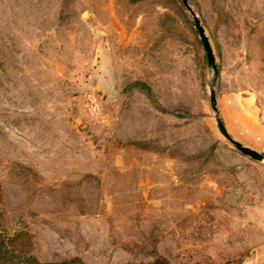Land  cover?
I'll return each mask as SVG.
<instances>
[{"label":"rangeland","instance_id":"374dc122","mask_svg":"<svg viewBox=\"0 0 264 264\" xmlns=\"http://www.w3.org/2000/svg\"><path fill=\"white\" fill-rule=\"evenodd\" d=\"M186 2L216 73L183 0H0V235L16 253L264 264V161L216 125L226 94L264 102V0Z\"/></svg>","mask_w":264,"mask_h":264},{"label":"crops","instance_id":"0c3cea01","mask_svg":"<svg viewBox=\"0 0 264 264\" xmlns=\"http://www.w3.org/2000/svg\"><path fill=\"white\" fill-rule=\"evenodd\" d=\"M222 97L219 110L228 134L243 146L264 154V102H259L256 95L237 91Z\"/></svg>","mask_w":264,"mask_h":264},{"label":"water","instance_id":"95a60500","mask_svg":"<svg viewBox=\"0 0 264 264\" xmlns=\"http://www.w3.org/2000/svg\"><path fill=\"white\" fill-rule=\"evenodd\" d=\"M183 3L185 4V6L188 8V10L191 12L192 16H193V20L195 23V26L200 34V39L202 41L204 50H205V54L207 57V63L208 65H210L212 67V69L214 70V73L217 72V67H216V62H215V57L212 51V48L210 46V43L207 39V36L204 33V29L202 28V26L200 25V22L197 18V16L195 15V13L192 11V9L190 8V6L187 4L186 0H183ZM210 100H211V104L213 107V110L215 112H217V107H216V100H215V93L214 90L212 89L210 91ZM216 125L217 128L219 130V132L223 135V137H225L231 144H233L240 152H242L244 155L254 159V160H260V161H264V154L258 153L257 151L250 149L248 147L243 146L240 142L236 141L235 139H233L228 132L226 131V129L224 128V125L220 119V117L218 115H216Z\"/></svg>","mask_w":264,"mask_h":264},{"label":"trees","instance_id":"16d2710c","mask_svg":"<svg viewBox=\"0 0 264 264\" xmlns=\"http://www.w3.org/2000/svg\"><path fill=\"white\" fill-rule=\"evenodd\" d=\"M9 239V238H8ZM72 261L52 263L43 262L38 263L30 255L20 252L16 253L9 245L7 246L5 239L0 235V264H70ZM79 262H81L79 260ZM82 264V262H81ZM141 264H169L163 259L157 258L152 263H141Z\"/></svg>","mask_w":264,"mask_h":264}]
</instances>
